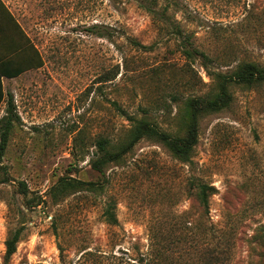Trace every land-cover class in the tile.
Masks as SVG:
<instances>
[{
    "label": "rangeland",
    "instance_id": "1",
    "mask_svg": "<svg viewBox=\"0 0 264 264\" xmlns=\"http://www.w3.org/2000/svg\"><path fill=\"white\" fill-rule=\"evenodd\" d=\"M1 1L43 66L3 80L18 118L0 157V264L21 226L8 264H264V82L231 85L230 106L200 118L193 167L143 139L108 165L103 192L47 198L59 177L103 178L96 141L115 148L130 128L110 102L180 135L186 98L214 94L216 74L239 63L264 64V0H160L167 25L134 0ZM197 178L217 190L205 216ZM110 202L114 226L101 215Z\"/></svg>",
    "mask_w": 264,
    "mask_h": 264
},
{
    "label": "trees",
    "instance_id": "2",
    "mask_svg": "<svg viewBox=\"0 0 264 264\" xmlns=\"http://www.w3.org/2000/svg\"><path fill=\"white\" fill-rule=\"evenodd\" d=\"M142 9L153 16H157L160 22L165 25L169 22L164 18V9L156 10L160 0H134ZM139 48L146 49L145 46L134 43ZM186 57L193 55L207 61L208 58L203 52L195 49L183 48ZM43 66V60L37 47L26 34L24 29L0 0V105L5 101V115L0 118V157L3 156L9 134L14 119L18 118L14 114V105L11 94H7L3 89V79H13L29 70H37ZM217 91L212 95L190 96L182 102V134H173L161 129L157 124L145 119L131 118L116 103L110 105L121 116L130 122L125 141L111 148L109 141L101 138L96 141V151L90 160L91 169L99 176L101 181H82L73 177H59L47 192V198L53 204H58L68 195L83 191L101 193L105 190L106 180L104 171L111 163L120 161L139 141L150 140L160 144L173 158L180 163L193 167V154L198 142L199 120L201 117L222 111L232 103V96L229 91L231 85H241L251 87L264 82V64L251 62L239 63L233 70L225 74H216ZM9 115V116H8ZM4 181L6 172L0 169ZM17 192L26 197L27 188L23 182H18ZM197 209L201 216L208 214L209 199L217 192L213 185L205 183L200 179H194L189 185ZM44 203L38 198L36 205ZM115 206L112 202L105 205L102 210V217L107 225H117L118 220L115 214ZM23 226L11 231L4 242V264H8L16 251V246L20 240ZM264 248V246H262ZM60 252L61 249L59 248ZM62 254H60L61 256ZM62 257V256H61Z\"/></svg>",
    "mask_w": 264,
    "mask_h": 264
},
{
    "label": "crops",
    "instance_id": "3",
    "mask_svg": "<svg viewBox=\"0 0 264 264\" xmlns=\"http://www.w3.org/2000/svg\"><path fill=\"white\" fill-rule=\"evenodd\" d=\"M29 71H32V70H29ZM29 71H26V72H29ZM26 72H25V73H26ZM22 74H24V73H22ZM22 74H21V75H22ZM18 77H19V76H18ZM3 80H4V79H3Z\"/></svg>",
    "mask_w": 264,
    "mask_h": 264
}]
</instances>
